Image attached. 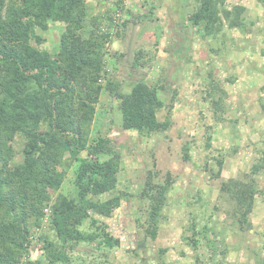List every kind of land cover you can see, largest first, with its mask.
<instances>
[{"label":"trees","instance_id":"16d2710c","mask_svg":"<svg viewBox=\"0 0 264 264\" xmlns=\"http://www.w3.org/2000/svg\"><path fill=\"white\" fill-rule=\"evenodd\" d=\"M111 1V9L100 19L110 24L119 3ZM88 3L0 0V264H74L73 252L81 243L95 244L100 250L120 246V239L107 230L105 218L112 217L122 200L131 195L118 190L122 149L107 136L91 135L104 90L119 99L123 129L151 137L168 128L170 120L158 117L166 105L161 96L166 79L154 83L140 80L129 91H122L107 69L106 43L112 37L97 24L98 15L91 16L90 32L83 33ZM192 3L189 24L204 38H217L226 29H247L242 4L229 6L227 0ZM51 21L65 25L56 53L39 47L44 39L37 28L46 30ZM142 54V49L136 53L137 65L147 62L142 61ZM205 93L214 119L223 120L228 92L212 73ZM184 148L187 154L189 145ZM67 159L78 162L75 190L70 195L57 192L65 180L60 167ZM218 162L221 168L223 159ZM262 171L264 156L246 179L230 178L221 183L220 196L228 203L233 225L244 228L250 224L258 195L256 176ZM170 186V176L161 181L152 170L140 186L137 198L147 208L146 225H141L152 239L157 237ZM107 193L110 197L102 200ZM46 218L48 223L43 225ZM209 230L207 226L202 230L203 240L209 238ZM37 232L39 255L31 259ZM183 239L195 246L201 240ZM210 243L217 250L218 243L208 239L205 244Z\"/></svg>","mask_w":264,"mask_h":264},{"label":"rangeland","instance_id":"374dc122","mask_svg":"<svg viewBox=\"0 0 264 264\" xmlns=\"http://www.w3.org/2000/svg\"><path fill=\"white\" fill-rule=\"evenodd\" d=\"M111 2L89 0L83 33L90 32L91 16L98 15L97 24L112 37L106 43L107 69L122 91L140 80L166 79L167 87L161 91L166 105L158 117L170 122L165 131L151 137L123 129L119 99L107 90L102 92L91 135L107 136L120 145L118 190L131 195L112 217L105 218L107 230L120 239V246L100 250L95 244L81 243L73 252L74 264H161V260L168 264H264V171L256 176L258 195L250 224L244 228L232 224L228 203L220 196L223 181L246 179L264 156V0H227L229 6L246 7L247 29H226L213 39L200 36L189 24L192 0H128L126 11L117 13L110 24L100 19L111 9ZM64 28V23L52 21L46 30L37 28L44 39L39 47L56 53ZM140 49L142 61L147 62L137 65ZM211 73L228 92L221 121L214 119L206 98ZM18 149L21 157L20 144ZM77 167L76 160L62 163L65 180L58 193H73ZM149 170L161 181L170 176L171 182L155 239L147 237L141 225H146L147 208L137 198ZM205 226L210 228L209 238L203 240ZM39 234L32 241L31 259L39 255ZM184 236L201 240L195 246ZM208 239L218 243L217 250L212 243L205 244ZM163 248L167 249L164 253Z\"/></svg>","mask_w":264,"mask_h":264},{"label":"built area","instance_id":"2783aa9c","mask_svg":"<svg viewBox=\"0 0 264 264\" xmlns=\"http://www.w3.org/2000/svg\"><path fill=\"white\" fill-rule=\"evenodd\" d=\"M128 6V0H119V3L115 5V10L117 11L118 15L123 14V10ZM116 13V15H117Z\"/></svg>","mask_w":264,"mask_h":264}]
</instances>
